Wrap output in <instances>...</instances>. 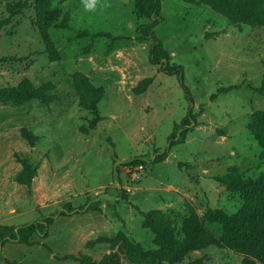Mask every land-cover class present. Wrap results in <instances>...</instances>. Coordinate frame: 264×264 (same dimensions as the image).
Masks as SVG:
<instances>
[{
	"label": "rangeland",
	"instance_id": "rangeland-1",
	"mask_svg": "<svg viewBox=\"0 0 264 264\" xmlns=\"http://www.w3.org/2000/svg\"><path fill=\"white\" fill-rule=\"evenodd\" d=\"M21 1L0 0V19ZM51 7L60 19L69 14L68 28L41 30L30 0L2 29L0 86L28 78L56 89L50 104L0 102V226L55 220L46 235L32 237L39 244L0 240V264H81L62 259L67 253L100 260L117 249L107 240L120 233L146 258L169 264H264L250 244H217L222 226L203 219L209 207L233 214L245 204L243 193L219 179L230 167L252 177L264 172L249 128L251 115L264 111V26L232 22L204 2L162 0L153 31L171 64L182 67L179 75L150 59L154 42H141L137 27L151 20L138 18L134 0H51ZM147 77L148 89L137 94ZM78 86L100 97L94 128ZM190 111L196 119L185 141L169 147L174 125ZM23 128L40 136L36 145ZM16 153L40 163L31 189L15 181L22 168ZM94 202L100 211L62 214L66 205ZM152 209L176 229L164 251L143 226L142 211Z\"/></svg>",
	"mask_w": 264,
	"mask_h": 264
},
{
	"label": "trees",
	"instance_id": "trees-1",
	"mask_svg": "<svg viewBox=\"0 0 264 264\" xmlns=\"http://www.w3.org/2000/svg\"><path fill=\"white\" fill-rule=\"evenodd\" d=\"M30 0L10 3L8 6L9 16L0 19V41L2 37V29L8 25L11 19L21 13L29 4ZM195 3L204 2L216 11L224 15L230 21L241 24L247 23L252 25L264 26V0H193ZM162 0H134L136 13L139 19L148 18L151 22L141 24L137 27L138 39L141 42L152 40L154 42L151 50L150 59L153 63L162 62V69L168 74H181L182 67L180 65L171 64L168 50L164 47L163 42L156 36L153 29L160 22V10ZM35 12L37 14V23L41 30L48 29L51 25H56L60 28H68L69 14H64L60 19V13L53 10L51 0H33ZM48 43V41H47ZM183 80V75H181ZM152 78L147 77L141 80L134 91L137 94L145 92ZM183 86L188 92V88L182 81ZM56 88L51 83L37 85L28 78L23 79L17 86H0V102L10 104L12 106H23L31 101L40 100L45 104H50L53 99L51 92ZM79 97L83 98L81 105L92 111L95 118L90 123V128L96 126L99 120V111L97 104L100 97L89 96L82 92V87H77ZM232 88H224L221 90L228 91ZM196 119V116L190 111L179 123L173 127V131L169 138V147H172L174 142H184L188 132V127ZM249 128L256 137L259 145L263 149L262 159H264V111H255L249 119ZM22 137L29 145H36L40 136L36 133L23 128ZM164 155L157 156V161L162 160ZM17 161L22 168L15 177V181L19 184L26 185L30 189L35 178L38 175L40 163L36 162L29 154H15ZM141 160H136L133 163H140ZM220 181L233 191H239L246 198L245 204L238 212L230 214L220 208L209 207L203 217L204 221L218 223L222 226L223 234L217 244H237L245 242L253 246L255 254L264 263V203L260 193L264 191V172L256 177L246 176L244 172L236 166L230 167L227 172L222 175ZM100 202H94L91 205L85 204L79 208H73L71 205H66L62 211L63 215H68L70 212L81 213V211H100ZM143 226L150 229L155 234V243L158 246L157 251H164L173 245L171 239L176 231L175 226L167 219L166 214L161 209H152L143 212ZM54 217L44 216L40 220L23 225H2L0 226V240L2 245L6 242L16 240L29 246L39 244L32 240L34 235H46L48 228L54 222ZM190 221L194 227L198 225V217L195 212L191 213ZM201 227V223L199 225ZM107 241L112 243L115 251L104 255L102 259L95 260L92 256L85 253H67L62 259L72 260L81 264H169L157 257H149L143 254V250L133 248L128 242L123 233H120L113 239ZM45 245V244H43ZM52 252V248H49ZM197 264H204L198 261ZM243 264H251L246 260Z\"/></svg>",
	"mask_w": 264,
	"mask_h": 264
},
{
	"label": "built area",
	"instance_id": "built-area-1",
	"mask_svg": "<svg viewBox=\"0 0 264 264\" xmlns=\"http://www.w3.org/2000/svg\"><path fill=\"white\" fill-rule=\"evenodd\" d=\"M144 168V165L143 164H141L140 166H138V168H136V169H140V170H142Z\"/></svg>",
	"mask_w": 264,
	"mask_h": 264
}]
</instances>
